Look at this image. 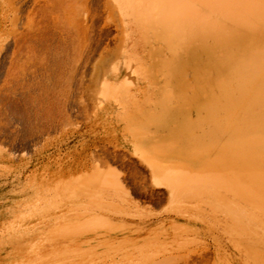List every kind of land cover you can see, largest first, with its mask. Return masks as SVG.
<instances>
[{"label":"rangeland","instance_id":"374dc122","mask_svg":"<svg viewBox=\"0 0 264 264\" xmlns=\"http://www.w3.org/2000/svg\"><path fill=\"white\" fill-rule=\"evenodd\" d=\"M0 264H264V0H0Z\"/></svg>","mask_w":264,"mask_h":264},{"label":"bare ground","instance_id":"6f19581e","mask_svg":"<svg viewBox=\"0 0 264 264\" xmlns=\"http://www.w3.org/2000/svg\"><path fill=\"white\" fill-rule=\"evenodd\" d=\"M58 5H59V4H58ZM66 23H67V22H66ZM33 25H34V24H33ZM66 25H67V24H66ZM70 25H71V27L74 26L73 23H70ZM70 25H69V26H70ZM67 26H68V25H67ZM68 30H69V29H68ZM33 32H34V31H33ZM67 32H68V31H67ZM73 32H74V31H73ZM77 32H78V31H77ZM77 32H76V33H77ZM33 34H34V33H33ZM83 34H84V33H83ZM68 35H69V34H68ZM83 36H84V35H83ZM79 37H80V36H79ZM86 38H87V37H86ZM85 40H86V39H85ZM85 40H84V41H85ZM84 41H83V42H84ZM86 42H87V41H86ZM26 43H27V41H26ZM28 44H30V43H28ZM28 44H27V45H28ZM31 44H32V43H31ZM84 45H85V44H84ZM31 47H32V46H31ZM72 47H73V46H72ZM72 47H71V48H72ZM82 47H83V45H82ZM74 48H75V47H74ZM74 48H73V49H74ZM43 49H44V48H43ZM73 49H72V50H73ZM32 50H33V49H32ZM41 50H42V49H41ZM72 50H71V51H72ZM44 51H46V50H44ZM74 51H75V50H74ZM42 52H43V50H42ZM42 52H40V54H41ZM66 52H67V51H66ZM72 52H73V51H72ZM79 52H80V51H79ZM51 53H52V52H51ZM59 53H61V52H59ZM73 53H74V52H73ZM74 54H75V53H74ZM100 54H101V53H100ZM31 55L33 56L32 53H31ZM41 55H42V54H41ZM41 55H40V58H38L39 60L43 59V58H41ZM55 55H56V54H55ZM57 55H58V54H57ZM38 56H39V55H38ZM42 56H43V55H42ZM53 56H54V55H53ZM69 56H71V55H69ZM73 56H74V55L72 54V56H71L70 58H73ZM76 56H77V55H76ZM79 56H80V54H79ZM33 57H34V56H33ZM101 57H102V56H101ZM77 58H79V57L77 56V57H76L75 59H73V60H78ZM103 58H104V57H103ZM38 59H37V57H36V60H38ZM100 59H101V58H100ZM100 59H99V60H100ZM26 60H28V59H26ZM93 60H94V59H93ZM103 60H104V59H103ZM106 61H107V60H106ZM108 61H109V60H108ZM101 62H102V61H101ZM35 63H36V62H35ZM97 63H98V60H97ZM104 63H105V62H104ZM107 63H108V62H107ZM107 63H106V64H107ZM67 64H68V63H67ZM100 64H101V63H100ZM100 64H98V65L100 66ZM58 65H59V64H58ZM64 65H66V64H64ZM104 65H105V64H104ZM20 67H21V66H20ZM58 67H59V66H58ZM100 67H102V66H100ZM105 67H106V66H105ZM29 68H30V67H29ZM46 71H47V70H46ZM61 71H62V70H61ZM105 71H106V70H105ZM23 73H24V72H23ZM79 74H80V73H79ZM59 75H61V74H59ZM48 77H49V76H48ZM80 77H81V76H80ZM80 77H79V78H80ZM93 77H94V76H93ZM96 78H97V77H96ZM45 79H46V78H45ZM52 79H53V78H52ZM70 79H71V78H70ZM47 80H48V79H47ZM65 80H66V79H65ZM87 81H88V80H87ZM60 86H61V85H60ZM75 87H76V86H75ZM68 90H69V89H68ZM53 91H54V90H53ZM38 92H39V91H38ZM61 92H62V91H61ZM58 93H59V91H58ZM61 101H62V100H61ZM65 101H66V100H65ZM30 103H31V101H30ZM31 104H32V103H31ZM57 106H58V105H57ZM26 112H27V111H26Z\"/></svg>","mask_w":264,"mask_h":264}]
</instances>
